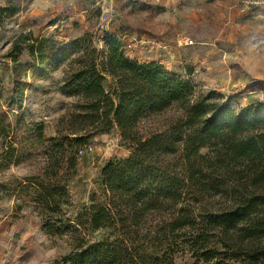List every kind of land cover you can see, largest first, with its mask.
<instances>
[{
    "label": "trees",
    "instance_id": "trees-1",
    "mask_svg": "<svg viewBox=\"0 0 264 264\" xmlns=\"http://www.w3.org/2000/svg\"><path fill=\"white\" fill-rule=\"evenodd\" d=\"M95 38L27 45L35 65H68L63 90L79 99L63 137L72 151L114 129L133 148L103 168L108 202L72 225L61 220L52 178L26 194L50 214L41 227L51 236L109 231L96 242L76 237L63 264H264V103L235 110L216 93L197 95L157 62L131 61L118 36L104 35L102 50ZM33 133L40 143L57 141L43 127ZM220 172L239 183L220 210H208Z\"/></svg>",
    "mask_w": 264,
    "mask_h": 264
},
{
    "label": "rangeland",
    "instance_id": "rangeland-1",
    "mask_svg": "<svg viewBox=\"0 0 264 264\" xmlns=\"http://www.w3.org/2000/svg\"><path fill=\"white\" fill-rule=\"evenodd\" d=\"M106 34L121 39L128 59L161 64L197 95L216 93L235 110L264 103V0H0V264H63L76 237L96 242L109 234L51 236L41 227L50 214L26 202L35 183L52 178L61 220L72 225L108 202L103 168L133 154L116 129L72 151L63 137L79 99L63 90L68 65H35L27 48L97 35L93 45L102 50ZM21 35L28 38L17 41ZM37 127L57 141L40 143ZM229 178L220 172L218 192L209 187L208 210L229 201L239 183Z\"/></svg>",
    "mask_w": 264,
    "mask_h": 264
},
{
    "label": "built area",
    "instance_id": "built-area-1",
    "mask_svg": "<svg viewBox=\"0 0 264 264\" xmlns=\"http://www.w3.org/2000/svg\"><path fill=\"white\" fill-rule=\"evenodd\" d=\"M192 43V42H191ZM187 44H190L189 42H187Z\"/></svg>",
    "mask_w": 264,
    "mask_h": 264
}]
</instances>
